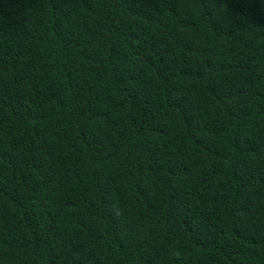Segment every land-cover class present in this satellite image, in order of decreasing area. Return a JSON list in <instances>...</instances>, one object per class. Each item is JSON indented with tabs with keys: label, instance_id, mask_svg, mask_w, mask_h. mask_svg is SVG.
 <instances>
[{
	"label": "trees",
	"instance_id": "trees-1",
	"mask_svg": "<svg viewBox=\"0 0 264 264\" xmlns=\"http://www.w3.org/2000/svg\"><path fill=\"white\" fill-rule=\"evenodd\" d=\"M0 264H264V0H0Z\"/></svg>",
	"mask_w": 264,
	"mask_h": 264
}]
</instances>
